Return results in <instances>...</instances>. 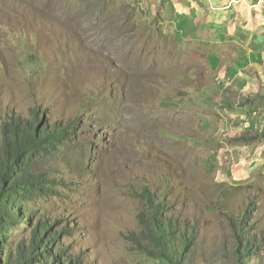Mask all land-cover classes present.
Listing matches in <instances>:
<instances>
[{"label": "rangeland", "instance_id": "374dc122", "mask_svg": "<svg viewBox=\"0 0 264 264\" xmlns=\"http://www.w3.org/2000/svg\"><path fill=\"white\" fill-rule=\"evenodd\" d=\"M182 8L0 0V124L39 110L44 125L74 129L41 148L45 187L25 212L55 224L85 264H167L141 196L160 185L194 232L192 264H264V249L238 260L233 232L243 201L251 234L264 230V30L198 39L199 26L172 23ZM30 233L18 225L13 245Z\"/></svg>", "mask_w": 264, "mask_h": 264}, {"label": "trees", "instance_id": "16d2710c", "mask_svg": "<svg viewBox=\"0 0 264 264\" xmlns=\"http://www.w3.org/2000/svg\"><path fill=\"white\" fill-rule=\"evenodd\" d=\"M41 115L37 110L28 119L14 113L0 124V264H85L82 253L70 254L55 224L40 217L34 222L33 213L25 212L24 202L45 187L38 165L41 148L69 139L74 133L70 122L56 119L53 125H44ZM170 193H173L170 185L155 186L152 193L141 192L146 200L152 239L158 257L167 264H192L196 238L194 232L183 230L179 218L169 214L171 208L166 197ZM243 205L233 224L235 236L245 243L237 250V254L243 255L238 257L241 263L249 254L264 249V230L251 234V228H247L254 205L245 201ZM20 224L29 226L31 233L29 238L22 237L13 245L12 232Z\"/></svg>", "mask_w": 264, "mask_h": 264}, {"label": "crops", "instance_id": "0c3cea01", "mask_svg": "<svg viewBox=\"0 0 264 264\" xmlns=\"http://www.w3.org/2000/svg\"><path fill=\"white\" fill-rule=\"evenodd\" d=\"M185 8L179 11L174 21H183L187 28L192 23L199 26L198 39L209 33L206 28L213 31L226 29L224 38L247 42L235 31L238 29L248 33H261L264 30V0H180ZM207 27H206V26ZM212 31V30H211ZM262 41V40H261ZM217 42V41H213ZM211 62V59L209 58ZM212 65V62H211ZM236 74V72H232ZM264 79V78H263Z\"/></svg>", "mask_w": 264, "mask_h": 264}]
</instances>
